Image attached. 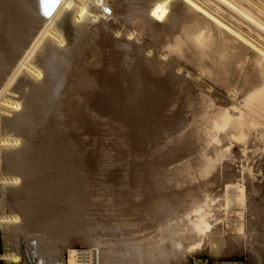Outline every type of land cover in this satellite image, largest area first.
I'll return each mask as SVG.
<instances>
[{
    "label": "bare ground",
    "instance_id": "obj_1",
    "mask_svg": "<svg viewBox=\"0 0 264 264\" xmlns=\"http://www.w3.org/2000/svg\"><path fill=\"white\" fill-rule=\"evenodd\" d=\"M157 120L159 149L156 136L142 135ZM135 121L143 133L130 139L126 125ZM258 131L264 0H0L4 264H75L74 242L91 264H188L193 255L231 253L244 244L223 231L231 185L240 203L251 196L245 234L264 264ZM145 142L150 150H134ZM121 164L152 180L143 201L120 194L126 184L111 204L92 190ZM64 205L79 208L85 223L103 216L105 226L118 225L119 247L106 233L76 237L81 224L63 226ZM50 209L55 228L40 236L34 228L44 229Z\"/></svg>",
    "mask_w": 264,
    "mask_h": 264
},
{
    "label": "rangeland",
    "instance_id": "obj_2",
    "mask_svg": "<svg viewBox=\"0 0 264 264\" xmlns=\"http://www.w3.org/2000/svg\"><path fill=\"white\" fill-rule=\"evenodd\" d=\"M218 6H220V8L222 9V10H224L226 13H230V14H232L233 15V13L229 10V9H227L224 5H222L221 3H218ZM159 121L157 120V122L154 124V126H151V127H149V128H144L143 130H146L144 133H147V134H144L143 133V130L140 132L142 135H143V137H149L150 138V136L151 135H153L154 137L156 136V138H154V137H152L151 136V141L152 140H154V139H156V140H160L161 142H162V140L160 139V138H162V137H165V136H162V135H160V131H158L159 129V124H160V122L158 123ZM137 124H138V126L140 125V123H138V122H136L135 121V123L134 124H131V123H129V124H127L126 125V127L128 128V131H130V132H128V136L130 135H132L131 137H130V139L131 138H136V137H138L139 136V129L137 128L138 126H137ZM129 125V126H128ZM133 125V126H132ZM155 125H158V126H156L155 127ZM137 128V132L138 133H136V128ZM154 128V129H153ZM139 130V131H138ZM157 130V132L154 134V133H152L153 131L155 132ZM135 131V132H134ZM132 132V133H131ZM151 133V134H150ZM157 133H159V134H157ZM135 134V136H133ZM138 134V135H137ZM162 136V137H161ZM147 137V138H148ZM36 138V139H35ZM34 139H33V143H31V145L33 146V148L34 149H37L38 147H39V141H38V138L37 137H35ZM153 138V139H152ZM159 140L155 143V144H153L152 145V147H154V148H160V145L159 144H161L160 142H159ZM256 140L257 141H259V142H264V131H258V132H256ZM38 141V142H37ZM145 141V140H144ZM38 144H37V143ZM159 142V143H158ZM36 143V144H35ZM144 144V146L142 147V148H136V149H134V150H137V152H139V153H142V152H146V151H148V150H150L151 149V145H147V143L145 142V143H142L141 145H143ZM35 145V146H34ZM158 145V146H157ZM37 146V147H36ZM156 146V147H155ZM140 150V151H139ZM234 151H237V148L236 147H234ZM237 156H238V158H239V161H241L242 162V160L243 159H245V158H247V157H249L250 155H251V151L250 150H246V152H245V154H236ZM248 162H249V160H248ZM240 167H242V164H241V166ZM118 168V169H117ZM116 169H111L110 171H108V173H110V174H112V175H109L108 174V178L109 179H106L105 181H103L102 183H97V184H95V185H93L92 186V190H94V191H96L97 190V193L100 195V193H101V200H102V202H104V203H112L113 202V200L116 202L117 200H118V198L120 197V196H126L125 198H131V199H133V201H143L144 199H146V196H147V194L149 193V188L151 187L150 185V183H151V179H149V178H144L142 175H141V173H138V172H136L134 175H132V173L131 172H129L130 170H129V168L128 167H126V165H120V168L119 167H117ZM129 170V171H128ZM113 171V172H112ZM112 172V173H111ZM115 172H117V173H115ZM115 173V174H114ZM120 174V175H119ZM114 175V176H113ZM119 175V176H118ZM110 176V177H109ZM113 176V177H112ZM118 176V177H117ZM118 178V180H117V178ZM114 180V181H113ZM117 180V181H116ZM119 180L121 181V183L119 182ZM114 182L113 184H111L112 182ZM115 181H116V185H115ZM161 181V180H160ZM103 186H102V185ZM122 184H126V186L125 185H123V186H125V190L127 191V194H125L124 193V191H121L122 190V186H120V185H122ZM97 185V186H96ZM111 185H113V187H114V185H115V187L113 188ZM118 185V186H117ZM96 186V189H94V187ZM107 186V187H106ZM106 189H105V188ZM100 188V189H99ZM109 188V189H108ZM119 189V191H121L120 192V194H122V195H117L118 194V189ZM157 190H159V191H162L163 190V186L161 185V183H157V186L155 187ZM103 189V190H102ZM108 189V190H107ZM113 189V190H112ZM101 190H102V192H101ZM99 191V192H98ZM108 191V192H107ZM115 191H117L116 192V196L117 197H115L114 195L115 194H113V192ZM114 192V193H115ZM123 192V193H122ZM136 192V193H135ZM110 193H112V195L110 194ZM239 194V191L238 190H236V188H235V186L234 185H231L230 187H229V189H228V191H227V198H228V201H229V206H228V208L225 210V212H224V214H223V218H222V221H223V231H224V235L226 236V237H230V238H233V239H243L244 240V244L242 245L243 247H241V248H239V249H237V250H234L233 252H231V253H228V254H220L219 256H216V257H213V256H211V255H209V254H205V253H203V254H197V255H193L192 257H190V259H189V262H188V264H190V262L192 261V259L193 258H204V257H209L210 258V260L213 262V264H261L260 262H261V260L259 259V258H254V256L253 255H255V254H253L254 253V248L252 247V246H254V244H251L252 243V239L249 237V236H247L246 234H245V232H246V224H247V217H246V215H247V210L246 209H248L247 207H248V205H249V202H251V201H248V199L249 198H251V196H247V198L248 199H246L245 198V202H244V204L243 203H240L237 199H236V195H238ZM103 195V196H102ZM107 195H109V196H111V197H109L108 196V198H110L109 200H108V198H107ZM88 196V195H87ZM48 197H51L52 198V194L50 195V196H48ZM79 197H81V195H79ZM113 197H115V198H113ZM50 198V199H51ZM83 198H85V195L83 196ZM104 198H106V201H103V200H105ZM81 199H82V197H81ZM81 199H79V200H81ZM113 199V200H112ZM107 200H108V202H107ZM111 200V201H110ZM252 200H254V203L255 204H257L258 203V201H259V197L257 196L256 198H252ZM81 201H84V199L83 200H81ZM128 201H129V199H128ZM80 202V201H79ZM253 202V201H252ZM108 203V204H109ZM114 203V202H113ZM246 204H248V205H246ZM247 206V207H246ZM253 206V205H252ZM67 207V205H64V207L62 208V210H61V212L62 211H64V213H65V219H63L62 221L64 222V225L63 226H65V224H66V226L68 227V226H75V225H80V226H75V227H78V228H80L81 230H82V233H79L76 237H78V238H82L84 235H91V236H98V238L101 240V236H103V235H106V234H110V236L113 238V241H114V239H115V241H114V244H112V245H120V243H119V236L118 235H121V233H120V231L119 230H117V229H119V227H118V225L116 226L117 228H115V226H114V228L116 229V231H115V229H112L113 227H107V226H105V225H107L108 223H109V221H108V218L107 219H103V220H107L106 222H103V223H101L102 221V218H105V217H97V216H95L94 218H96L95 219V221L92 223V221L91 222H84V221H86V220H84V219H82V220H80L81 218H80V215L82 216L83 214H82V211L80 212L79 211V208H78V210L77 211H73V210H70V212L69 211H67L68 209L66 208ZM87 208V207H86ZM65 209V210H64ZM75 210H76V208H75ZM90 210V208H88V209H85V212L88 214V212H90L89 211ZM72 211L74 212V214L72 213ZM79 211V212H78ZM55 211H52V209H50V210H48L47 212H46V218H47V222L45 223V227L43 226V228L44 229H41L42 227H39V228H34V231L35 232H38V235H44V233L46 232V231H50L49 229H50V227H51V225H52V227L53 228H51L52 230L55 228V226H54V224H55V218H53V217H56V213H54ZM66 212H68V214L66 213ZM63 213V212H62ZM63 213V214H64ZM70 213V214H69ZM77 213H79L80 215H77ZM73 214V215H72ZM76 214V215H75ZM71 216H73V217H71ZM77 216H79L78 218H77ZM225 216V217H224ZM83 217V216H82ZM58 218H59V216H58ZM72 218H73V220H72ZM77 220H76V219ZM51 219H53L52 221H51ZM57 220H59V219H57ZM70 220V221H69ZM139 221H138V223H140V224H138V226L139 227H141V226H143L142 228H144L145 227V225H148V226H150V223H147V222H145V220L146 219H138ZM143 220V221H142ZM245 220H246V222H245ZM49 221H50V223H49ZM76 221V222H75ZM80 222V223H79ZM81 222H83V223H81ZM108 222V223H107ZM144 224H143V223ZM53 223V224H52ZM71 223V224H70ZM74 225H73V224ZM77 223V224H76ZM79 223V224H78ZM115 223V222H114ZM51 224V225H50ZM104 224V225H103ZM142 224V225H141ZM47 225V226H46ZM49 225H50V227H49ZM137 226V227H138ZM148 226H146L145 228H148ZM46 227H48V228H46ZM138 227V229H140ZM244 228V230L242 229V228ZM103 228H105V229H107V231H108V229H109V231L107 232V231H105V229H103ZM99 229H103L102 231L104 232H102L101 233V230H99ZM112 229V230H111ZM130 229V230H129ZM134 227H130V228H128V229H126L125 230V232H130V231H134ZM238 229H240L239 231H238ZM114 230V231H113ZM124 230V229H123ZM33 230H28V234H29V236H30V232H32ZM95 231V232H94ZM118 231V232H117ZM150 232V231H149ZM242 232V233H241ZM106 233V234H105ZM147 233V232H146ZM243 233L246 235H243ZM143 234H145V233H143ZM116 235V236H115ZM243 235V236H242ZM0 236H1V233H0ZM28 236V237H29ZM236 236V237H235ZM27 237V238H28ZM118 237V238H117ZM246 237V238H245ZM245 238V239H244ZM235 239V240H236ZM251 239V240H250ZM40 241V240H39ZM38 241V245L40 246L41 244V242H39ZM249 241V242H248ZM117 242V244H115ZM119 245L118 246H116V247H119ZM16 246V245H15ZM76 247H83V246H80V244L79 243H73L72 245H71V249H73V250H75V251H77L76 250ZM251 251H253V253L251 252ZM1 255H3V243H2V241H1V238H0V264H4L5 262L1 259ZM66 255H64V259L66 260ZM256 260V262H254Z\"/></svg>",
    "mask_w": 264,
    "mask_h": 264
},
{
    "label": "built area",
    "instance_id": "obj_3",
    "mask_svg": "<svg viewBox=\"0 0 264 264\" xmlns=\"http://www.w3.org/2000/svg\"><path fill=\"white\" fill-rule=\"evenodd\" d=\"M77 259L75 264H91L88 248L76 247ZM190 264H213L209 257L193 258Z\"/></svg>",
    "mask_w": 264,
    "mask_h": 264
}]
</instances>
